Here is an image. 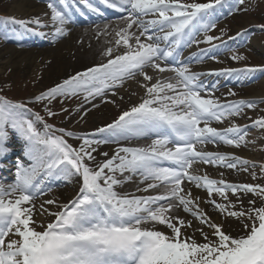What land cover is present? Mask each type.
<instances>
[{"label":"snow or ice","instance_id":"1","mask_svg":"<svg viewBox=\"0 0 264 264\" xmlns=\"http://www.w3.org/2000/svg\"><path fill=\"white\" fill-rule=\"evenodd\" d=\"M98 3L122 14L118 17L122 26L117 23L111 32L108 23L103 28L97 26V35L113 37L102 52L106 62L77 72L28 102L0 96V161L12 153L14 136L24 141V155L31 161L27 165L15 163L14 182L5 185L0 180V264H264V184L229 182L224 172L214 179L194 168L197 164L211 165L247 172L253 180L264 179V163L258 166V176L255 162L201 147L223 143L239 148L253 142L246 139L249 127L264 129V116L251 125L232 122L223 129L212 127V121L243 115L244 108H254L256 102H221L213 95L218 82L208 85L201 78L239 80L264 72V65L207 73L190 70L193 61L216 59L211 54L218 45L212 41L220 37L207 34L203 42L209 48L192 53L187 62L177 59L182 48L201 43L196 39L201 30L207 33L216 27L213 13L224 0ZM80 6L103 16L94 0H47L53 40L66 35L65 25L72 21L73 10L84 15ZM4 23L24 30L15 33L17 39L25 33L44 37L46 33L39 29L48 27L37 17H5ZM258 27L264 29V25ZM245 32L236 35L242 37ZM2 38L7 39V34ZM231 58L246 59L240 55ZM165 73L173 75L165 77ZM125 80H136L143 89L139 102L93 133L55 128L27 106L80 94L89 103L105 97L109 90L115 96V89ZM228 95L235 93L229 89ZM44 110L48 117L57 115L47 106ZM66 137L80 140L79 148L69 144ZM149 137L155 138L146 146L119 145L121 140ZM109 143L118 144L117 149L110 158L107 152L101 153L106 159L97 162L94 153ZM4 167L0 163V168ZM52 177H78L79 190L67 203L57 205L58 211L45 208L56 204L53 199L40 204L41 216L54 217L45 225L35 219V200L44 194V181ZM136 177L138 192L162 190L140 196L116 190ZM192 186L206 192L207 198L194 195ZM249 194L253 199H248ZM202 205H210L225 219H213ZM229 221L237 227L231 228Z\"/></svg>","mask_w":264,"mask_h":264},{"label":"rangeland","instance_id":"2","mask_svg":"<svg viewBox=\"0 0 264 264\" xmlns=\"http://www.w3.org/2000/svg\"><path fill=\"white\" fill-rule=\"evenodd\" d=\"M27 1L33 4V6L29 9L31 11L36 12L34 17L41 19L45 24H49L51 13L50 10L47 8V0H27ZM187 2H191V0H187ZM197 2L206 3L208 2V0H197ZM14 4H15V0H0V15L2 14L5 15V16L4 15L0 16V44L4 43L5 48L10 47L8 51H4L3 55L0 56V96L1 94H3L13 102H28L30 100H33L36 95H39L41 92L47 91L49 88L53 87V85H56V83L57 84L61 83L65 79L58 80L56 83H54L55 81L53 83H49L47 79L45 78L43 79V77L39 74V71L43 70L44 67L46 66L44 64H48V62L51 59H53L51 58V56L43 55V57H39L35 60L30 57H27V59L25 60L16 58L18 57L19 53H21V51L24 50V48L22 47L23 40L30 39V36H32V34L25 33L23 36L17 39L15 33L23 32L24 30L21 29L18 25L4 23L5 17H15L17 19L25 18V15H20L17 17L13 14L12 16H10V13L13 11ZM80 7L83 9V6ZM89 13L90 12H88L86 9V13H84V16H86ZM213 15H215L213 22L216 24V27L211 28L207 33L201 30L200 34H198L197 37V39L200 40L201 43L199 44L194 43L193 47H198V48L209 47L210 45L208 43L203 42L205 34H207L215 37H220V40L212 41V44L215 45L217 44L222 45L223 43H225L224 41L227 40L230 41L229 42L230 44H228V46L224 50L218 51L214 54L216 56V59L223 58L225 61H227L228 66H230V64L234 62L231 59H229V57L233 55L244 56L246 58L244 60L250 63V65H252L251 63H259L258 66H260V63H264V29L258 27L259 25H264V0H244L243 3H240V0H224L223 5L218 6V8L215 11V14ZM7 25H8V29L6 28ZM29 27L35 28L36 26L29 25ZM221 30H223V35L221 33ZM245 30L246 32L244 36L237 37L236 34L238 32H244ZM4 33L7 34L8 36L7 39L2 38V34ZM229 37H234L235 39H229ZM32 41H34V38H32ZM46 43L47 41L44 42V44L42 45H46ZM253 45L257 46L260 51L257 52L253 50ZM50 47L51 44L49 43L46 45L45 48L42 49H47ZM14 51H19L16 54V56H13ZM12 56L13 58L11 59L10 57ZM23 56L24 55H21L20 57ZM250 58H253L254 61L250 62L249 61ZM244 60H240L242 62H238V63H243ZM212 61L214 60L212 59ZM236 61L239 60H235V62ZM203 66L214 67L217 65L213 63L212 65L209 64ZM199 69L201 68L196 67V69H193L192 71H198ZM46 72H48V70ZM149 74H153L152 71L149 72ZM171 75L173 74L167 73L166 77ZM263 83H264V79L262 78L256 83L257 86H255V90L262 91L264 93ZM125 88H127L128 93L124 91ZM115 91H116L115 96L108 94L105 95V97L108 98L109 101H113V100L115 101V103H110V102L107 103V110L109 113L110 122H112L120 114L121 111L126 110L127 108L131 107L132 104L139 102V95L143 94V89L139 87V84L136 82V80H125L123 86L118 89H115ZM133 93H135V95H133ZM232 100L235 101L236 100L235 97L224 98V101H232ZM251 101L256 102V106L254 108H251V110L246 111L244 117H238L236 119L230 118L229 120L223 121V127L226 128L230 126V123L232 122L240 123L245 119L246 116H251L255 118L264 116V98H259V99L252 98ZM27 106L32 108L33 112H38L41 116H44L47 123L52 124L55 128H64L67 131H70L71 130L70 126L73 120L79 119L81 115H83L84 113L83 107L85 106V102L83 100V94H80L78 96H74L71 98L59 97L53 100L51 104H49L47 101H42L35 104L29 103ZM45 106L50 108L51 111H53L54 113H57V115L48 117L44 110ZM64 109H66L67 111H64ZM97 119L99 118L95 117V121H92L91 124L87 127L91 128L95 126V124L98 123ZM38 127L42 129L43 126L41 124H38ZM248 133L249 135L247 136V138H251V139H255L256 137L258 138V140H255V142L253 141L252 145H256L255 147H257L261 151V158L255 160L256 161L255 163L257 164L256 172L257 175L259 176L260 173L258 166L259 164L264 163V140L259 138L257 134L261 133L264 136V129L261 130L254 129ZM65 139H67L68 143L71 144L74 148H79L81 144L80 140L75 139L73 137H66ZM15 158L17 157L14 155L13 159ZM15 163L16 162L14 163L9 162L7 164L4 163L6 164V167L12 166L11 168H6V170L3 171V173L5 174L0 172V180H2L5 185L14 182L15 179L14 173L16 171V168H14ZM90 166L94 167L95 165L93 166L90 163ZM198 170L200 174H204L206 172L207 174H209L211 178L214 179L220 178L218 171H204L200 169ZM240 177L241 179L238 181L234 179L232 180H229L227 178L225 179L233 183L264 184V179L253 180L252 177L247 172H241ZM75 180H77V182H75L76 184H74L76 189L70 187V190L72 189L71 190L72 194L70 197H66L64 199V197L60 198L59 195L56 197L54 195L55 192L51 193L44 191L43 195L38 196V199L41 200L40 204H42L45 200L53 199L56 201V204L45 205V208L53 212L58 211L59 209L57 205L67 203L78 192L79 178L74 177V181ZM64 186L67 187L66 184ZM134 193H135L134 195L136 196L149 194V193L140 194L138 191H135ZM216 199L218 202L220 201L219 197H216ZM232 199L235 200V197H232ZM248 199H253V196L249 194ZM244 203L246 205L247 200H245ZM34 216L37 221L43 222L45 225L54 219V217L47 215L41 216L39 214V209L36 210ZM213 219H219L223 221L225 217L219 216L216 213ZM228 224L231 226V228L237 227V224L234 221H229ZM37 230H42V229L38 228ZM235 234L236 233L233 232V235Z\"/></svg>","mask_w":264,"mask_h":264},{"label":"bare ground","instance_id":"3","mask_svg":"<svg viewBox=\"0 0 264 264\" xmlns=\"http://www.w3.org/2000/svg\"><path fill=\"white\" fill-rule=\"evenodd\" d=\"M33 4L27 0H15V4L13 7V11L10 13V16L13 14L15 16H20V15H25V20L31 19L35 16L36 12L31 11L29 8H31ZM4 14H2L3 16ZM107 15H112V13H107ZM5 16V15H4ZM105 16V14L100 17H91L89 18V23L84 24V22L80 19H76L75 23L71 25L70 23L68 25H65V31L66 35L64 36H59L56 37L54 40L51 36V33L54 32V28L52 27L51 24H47L48 27L43 28V32L46 33L44 37H40L38 35H33L32 36L35 38V41H33L31 46L34 47H29L25 46L24 50L19 53L17 59H27V57H30L32 59H37L39 57H43V55L51 56V59L48 64L44 67L43 70L39 71V74L43 77V79H47L49 83H56L58 80H63L67 79L70 76L75 75L77 72H83L89 67H93L98 65L101 62H106L107 58L102 55V52L109 47L110 45L107 43L108 40L113 39L112 36H105L103 33L100 35H97V26L99 25L100 28H103L104 23L110 24L109 32L112 31V27H115L117 23H120L122 26V22L118 20H108L107 22H102V18ZM104 20V19H103ZM51 25V26H50ZM244 28V27H243ZM240 28V29H243ZM8 29V25H7ZM42 30V29H41ZM135 31V29H133ZM10 34V33H9ZM11 35V34H10ZM244 36V35H243ZM47 39V44H51L50 48L47 49H42L45 48L46 45H42L43 40ZM143 40L144 38L141 37ZM30 40H24L23 43H29ZM134 43V40L131 41ZM22 44V45H25ZM36 46H35V45ZM227 45V44H226ZM42 46V47H40ZM2 47V48H1ZM4 43L0 44V56L3 55L4 51H8L10 47H4ZM222 47L219 46L216 50L221 49ZM124 49L121 48L119 51L122 52ZM215 50V51H216ZM253 50L259 52V48L255 45H253ZM214 51V52H215ZM19 51H14V55ZM48 53V54H47ZM194 53V52H192ZM214 54V53H212ZM211 54V55H212ZM21 55H24L23 57H20ZM10 57L11 59L13 58ZM232 61H234L231 58ZM31 61V60H30ZM250 61H254L253 58H250ZM217 67H212L210 69H204L201 70L200 72L207 73L210 70H219L223 68H228L227 66V61L224 59H219L216 61ZM254 65H259V63H255ZM260 65H264V63H260ZM230 68H233L231 65L229 66ZM48 70V72H46ZM149 72L151 69L148 70ZM46 74V75H45ZM204 78L208 76H203ZM262 77V72H257L252 74L250 77L247 78H241L237 80L234 77H218V76H212L211 80L212 82L209 83L211 85L212 83L218 82V88L217 91L213 93V95H217L218 97H223V96H231L228 95L229 89H231L232 92L235 93L234 96H237L238 100H248V98H261L264 97V93L262 91H256L255 86H247V87H241L242 85H246L247 83H250L252 81L258 80L259 78ZM138 80H142V77H137ZM57 84V83H56ZM264 84V83H263ZM55 85H53L54 87ZM125 92H127V88L124 89ZM128 93V92H127ZM126 93V94H127ZM106 94L112 95V90H109ZM143 95V94H142ZM142 95H139V100ZM232 96V97H234ZM109 99L106 97H97L93 100H91L89 103H85V106L83 107L84 113L81 115L79 119L73 120L70 128L72 132L76 134H82V133H93L95 130L99 127H103L104 125L111 123L109 121V113L107 110V103ZM93 105H96V107H93ZM241 117L243 115H240ZM95 117H98L97 122L95 126L88 128L91 124L92 121H95ZM238 117V116H236ZM254 118L251 117V119H248L247 121L243 122V126L245 125H251L252 121ZM215 122V121H214ZM218 122H215L214 125H217ZM203 126V125H201ZM213 127V125H211ZM252 129L251 127L248 128V130ZM257 136L261 139L264 140V136L261 133H258ZM100 138V137H96ZM151 139L153 138H140V139H132L129 141L121 140L119 141V145L123 146H146L147 144L151 143ZM249 141H254L258 140L256 137L255 139L251 138H246ZM253 142L248 143L246 145H241L239 148L225 145L223 143H216V144H205L201 146L207 151H214V152H224V153H232V149L234 148L237 153H239L236 156H239L243 159H247L249 161L252 160H257L261 158V151L255 147L256 145H252ZM23 145L24 141H22L20 138L14 137L13 138V143H12V148L13 151L6 160L0 161V163H8L12 162L11 159L15 154H17L18 158L16 161H22L25 165L31 163L27 159V157L24 155L23 151ZM118 144L116 143H109V144H102L98 147L97 152L94 153L96 156V161L97 162H102L103 160L106 159V157L102 156L101 153L107 152L108 157L110 158L115 151H113L114 148H117ZM94 166V164H92ZM11 168V167H9ZM202 170H212L216 171L211 165H201L199 167ZM6 170V167L0 168V172L3 173V171ZM219 170V171H218ZM217 171L224 172L225 173V178L229 179H235V180H240V172L243 171H234L231 169H224V168H219ZM208 171V170H207ZM5 174V173H3ZM9 178V177H8ZM9 180V179H7ZM139 180V177L134 178V181L132 182H127L125 184H122L116 188V190L119 193H127L129 195H133V192L137 190V182ZM77 180L74 181V177L70 179H64L62 177H52L48 178L44 181V188L50 189L51 193H54V195L57 197L58 195L60 198L64 197H70L72 194V189L70 190V187L73 189H76L74 184H76ZM67 185L64 186V185ZM141 188L144 187L143 184L139 185ZM62 188V189H60ZM162 189H157V190H149V194H156V192L161 191ZM192 191L194 195L200 196L202 199H206L207 196L205 193L200 192L198 189H196L194 186H192ZM145 193V192H144ZM58 199V198H57ZM41 200L36 198L35 200V205H36V210L39 209ZM204 210L209 213L212 217H215L216 213L213 210V208L210 205H203L202 206ZM182 216L186 215L182 211L180 213ZM191 219V217H188Z\"/></svg>","mask_w":264,"mask_h":264}]
</instances>
